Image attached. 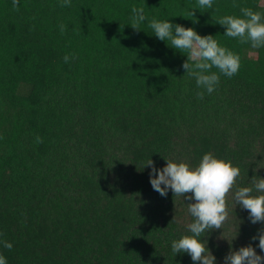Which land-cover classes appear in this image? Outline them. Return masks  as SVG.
<instances>
[{
  "label": "trees",
  "instance_id": "1",
  "mask_svg": "<svg viewBox=\"0 0 264 264\" xmlns=\"http://www.w3.org/2000/svg\"><path fill=\"white\" fill-rule=\"evenodd\" d=\"M0 264H264V1L0 0Z\"/></svg>",
  "mask_w": 264,
  "mask_h": 264
},
{
  "label": "rangeland",
  "instance_id": "2",
  "mask_svg": "<svg viewBox=\"0 0 264 264\" xmlns=\"http://www.w3.org/2000/svg\"><path fill=\"white\" fill-rule=\"evenodd\" d=\"M264 1V0H263Z\"/></svg>",
  "mask_w": 264,
  "mask_h": 264
}]
</instances>
